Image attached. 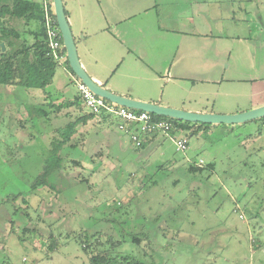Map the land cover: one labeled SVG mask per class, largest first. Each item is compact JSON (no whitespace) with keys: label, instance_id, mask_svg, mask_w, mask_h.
Listing matches in <instances>:
<instances>
[{"label":"rangeland","instance_id":"1","mask_svg":"<svg viewBox=\"0 0 264 264\" xmlns=\"http://www.w3.org/2000/svg\"><path fill=\"white\" fill-rule=\"evenodd\" d=\"M64 1L83 64L89 36L86 22L103 26L101 3L104 7L107 0H74L73 15L68 0ZM139 2L153 4L156 12L165 15L160 18L162 29L177 30L182 22L178 16L187 15V42L195 50L212 43L202 35L214 32L218 36L214 40L235 44L242 62L246 59L242 47L251 44L254 63L242 74L255 78V85L258 77H264V49H259L260 44L264 48V0ZM232 8L236 24L217 19L220 12L226 15ZM245 16L250 17L251 30L242 24ZM11 25L22 28L13 19ZM37 27L32 22L26 28L23 21V35ZM229 31L250 37L223 39ZM203 53L194 55L215 54L212 48L207 53L206 47ZM190 69L180 82L185 87L180 86L183 98L216 103L223 99L219 89L232 84L241 93L251 91L250 83L219 82V71L208 73L193 64ZM54 71L46 88L52 101L76 96L79 89L73 73L61 65ZM45 96L40 89L0 85V264H90L96 238L118 257L117 264H132V259L146 264H264V117L212 124L198 132L174 128V137L188 138L185 151H178L163 133L150 135L153 140L138 148L119 129L115 117L107 122L93 119L74 135L72 143L78 147L64 148L70 161L64 164V178L57 179L59 190L39 188L29 194V186L43 169L42 153L50 146L53 129L68 121L66 117L51 122L43 117L27 119L28 110L43 103ZM73 159L82 164H73ZM191 165L203 169L190 171ZM81 178L91 184H81ZM134 234L147 238L137 242ZM51 235L57 241L53 251L48 250ZM116 239L121 243L112 247ZM86 240L91 243L89 251L83 247Z\"/></svg>","mask_w":264,"mask_h":264},{"label":"crops","instance_id":"2","mask_svg":"<svg viewBox=\"0 0 264 264\" xmlns=\"http://www.w3.org/2000/svg\"><path fill=\"white\" fill-rule=\"evenodd\" d=\"M68 2L73 15L75 2L74 0ZM64 4L69 17V7L67 9L65 1ZM79 4L84 7L83 3ZM101 5L102 15L105 16L103 26L94 27L93 24L86 22L89 36L86 37L84 58L86 63H83L88 73L100 84L107 82V88L121 95L194 112L231 114L264 104V77H258L259 83L255 85V78H246L247 75L242 74L247 72L244 70L246 67H251L254 63L255 49L251 44L242 47L246 59L241 62L235 44L214 40L213 38L218 37L214 36V32L202 35L211 38L212 43L201 44L198 50L189 45L187 42L189 35L185 26L187 15L180 13L177 21L182 22L179 23L180 28L177 30L162 29L160 18L163 14L156 12L153 4H141L139 0H107L106 6L103 7V3ZM231 10L232 12L226 15L220 12L217 19L225 18L234 23L236 11L234 8ZM250 21V17L245 16L242 22L249 30L252 29ZM248 37L250 35L234 34L229 31L223 39L248 41ZM205 47L207 53L209 49H213L215 53L213 57H201ZM259 49H264L263 45L260 44ZM195 53L201 54L194 55ZM191 64L202 69L207 68L208 73L219 71L222 77L219 82L250 83L251 91L241 93V88L232 84L225 89H219L224 92L223 99L216 103H211L209 99L205 101L183 98L180 89L183 85L180 82L193 71L190 69ZM221 69L223 71H220ZM230 70L232 72L229 74ZM73 80L77 85V81L74 78ZM183 89L185 90V87ZM241 94L244 95L240 96ZM187 102H190V106H187ZM72 114H75L74 109ZM81 126H78V130Z\"/></svg>","mask_w":264,"mask_h":264},{"label":"trees","instance_id":"3","mask_svg":"<svg viewBox=\"0 0 264 264\" xmlns=\"http://www.w3.org/2000/svg\"><path fill=\"white\" fill-rule=\"evenodd\" d=\"M11 19L19 22L22 28L17 25L12 26ZM23 21L26 28L32 22H36L38 27L25 30L23 35ZM28 36H30V39ZM46 36V29L43 24V9L39 2L36 0H0V43L5 42L6 44V50H0V85L13 83L27 90L40 89L46 94L43 103L34 104L28 110V120L32 117H43L49 122L63 117L68 119L64 124L53 129L50 146L45 153H42L43 169L29 186L27 192L29 194L39 188H48L51 191L59 190L57 179L64 178V164L70 161L68 160V156H65L63 153L64 148L67 146L78 147V144H74L72 141L74 135L78 132L79 125H84L93 119H100L102 122H107L112 119V116L106 113L97 114L84 111L85 104L80 92L69 100H63L61 102L52 101L51 94L47 92L46 88L53 81L55 68L61 64L50 54ZM65 66L69 72L75 75L68 59L65 62ZM102 85L106 86L107 82ZM46 104L49 109H47ZM72 109L78 111V115L74 116ZM152 117L156 120L165 119L171 121L173 124L172 133L175 132V129L186 130L192 128L198 132L212 126V124L193 123L156 114H152ZM141 136L143 142L138 148L145 147L153 140L149 134H142ZM72 162L75 165L82 164V161L78 159H73ZM210 166L212 167L213 165L210 164ZM202 169L203 167L190 166V171ZM79 181L81 184L85 182L91 184L87 178H81ZM23 201L25 205L29 204L26 198ZM26 228H29L30 231L33 229L30 227ZM144 238H147V236L140 234L133 235V240L137 242ZM82 242L84 243V249L89 251L91 243L87 240ZM92 243L93 250L90 251L91 255L89 256L90 264L118 263V257L112 256L111 249L106 248L105 244L99 238H96ZM120 243L121 241L116 239L112 241V247L118 246ZM56 248L57 241L51 235V240L48 242V250L53 251ZM123 259L128 260L129 256L123 257ZM131 263L146 264L136 259H132Z\"/></svg>","mask_w":264,"mask_h":264},{"label":"water","instance_id":"4","mask_svg":"<svg viewBox=\"0 0 264 264\" xmlns=\"http://www.w3.org/2000/svg\"><path fill=\"white\" fill-rule=\"evenodd\" d=\"M54 13L57 23L62 33L64 46L70 67L76 77L85 84L94 94L101 96L112 103L126 106L128 108L147 111L159 116L170 117L173 119L206 124H233L245 123L251 120L264 117V104L250 110L223 114L216 112H194L182 108H176L159 103L143 101L129 96L118 94L111 89L103 86L93 79L81 62L78 46L74 32L69 21L64 0H53ZM6 50L5 42L0 43V50Z\"/></svg>","mask_w":264,"mask_h":264},{"label":"built area","instance_id":"5","mask_svg":"<svg viewBox=\"0 0 264 264\" xmlns=\"http://www.w3.org/2000/svg\"><path fill=\"white\" fill-rule=\"evenodd\" d=\"M43 9V24L46 29L47 45L52 57L65 69V62L68 59L63 42L62 33L54 15V5L52 0H36ZM71 74V72H68ZM72 75V74H71ZM72 77L77 81L79 92L83 98L85 107L90 112L97 114L106 113L115 117L118 121L119 129L125 134L130 135L135 146L142 145V134L153 135L163 133L170 137L176 144L178 151H185L188 148V138H176L173 136V124L171 121L162 119L156 120L152 113L147 111L128 108L126 106L112 103L107 99L94 94L85 84H83L75 75ZM203 162V160H200ZM200 164V163H199ZM241 217L243 215L241 214Z\"/></svg>","mask_w":264,"mask_h":264}]
</instances>
